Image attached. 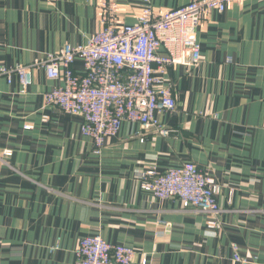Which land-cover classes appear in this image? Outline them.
Returning <instances> with one entry per match:
<instances>
[{"label":"crops","instance_id":"1","mask_svg":"<svg viewBox=\"0 0 264 264\" xmlns=\"http://www.w3.org/2000/svg\"><path fill=\"white\" fill-rule=\"evenodd\" d=\"M100 1L0 0V65L85 43L100 26ZM111 1L121 21L133 23L145 6L160 13L189 0ZM197 39L198 65L171 66L163 76L176 99L158 116L170 134L148 131L141 141L139 124L124 120L99 154L81 117L44 105L58 80L35 69L21 92L16 77L0 78V264H74L79 240L96 234L135 249L131 264H239L232 244L249 264L261 263L264 0L211 11ZM185 162L221 186L216 229L207 214L140 187L147 169Z\"/></svg>","mask_w":264,"mask_h":264},{"label":"built area","instance_id":"2","mask_svg":"<svg viewBox=\"0 0 264 264\" xmlns=\"http://www.w3.org/2000/svg\"><path fill=\"white\" fill-rule=\"evenodd\" d=\"M236 1L189 0L160 13L145 6L133 23H124L114 3L101 0L100 26L85 43H65L28 64H1L0 78L11 83L16 77L21 92L32 83L35 69H42L47 79L58 80L60 85L44 92V105L81 117V133L93 142L96 154L124 120L139 124L141 141L148 131L166 137L171 129L158 116L173 111L176 99L164 82V74L171 66L198 65V27L211 11L223 12ZM77 61L82 69L75 67ZM140 187L158 199H177L183 210L207 214V226L218 227L217 215L222 209L216 195L221 186L193 162L162 172L149 168L141 177ZM232 249L234 263H250L238 253L236 244ZM135 254L132 247L109 243L96 234L79 240L74 264H131Z\"/></svg>","mask_w":264,"mask_h":264}]
</instances>
